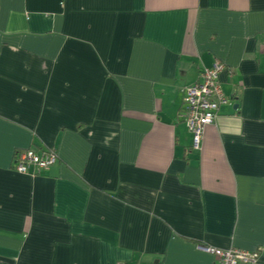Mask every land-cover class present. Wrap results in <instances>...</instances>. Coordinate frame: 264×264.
<instances>
[{"label": "crops", "instance_id": "obj_1", "mask_svg": "<svg viewBox=\"0 0 264 264\" xmlns=\"http://www.w3.org/2000/svg\"><path fill=\"white\" fill-rule=\"evenodd\" d=\"M222 65L200 151L185 90ZM58 163L21 175L15 156ZM264 264V0H0V264Z\"/></svg>", "mask_w": 264, "mask_h": 264}, {"label": "built area", "instance_id": "obj_2", "mask_svg": "<svg viewBox=\"0 0 264 264\" xmlns=\"http://www.w3.org/2000/svg\"><path fill=\"white\" fill-rule=\"evenodd\" d=\"M223 71V66L219 64L211 69H204L200 75L201 81L185 90L182 119L193 136L194 151L201 150L206 129L215 124L219 108L228 104L219 82ZM57 163L58 156L55 151L38 152L32 149L18 153L13 161V168L21 175L34 176L48 172ZM199 250L215 257L218 264H260L259 253L221 251L204 247Z\"/></svg>", "mask_w": 264, "mask_h": 264}]
</instances>
